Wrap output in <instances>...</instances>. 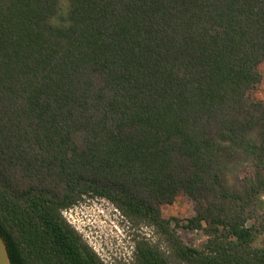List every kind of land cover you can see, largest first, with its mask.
Segmentation results:
<instances>
[{"label":"trees","instance_id":"trees-1","mask_svg":"<svg viewBox=\"0 0 264 264\" xmlns=\"http://www.w3.org/2000/svg\"><path fill=\"white\" fill-rule=\"evenodd\" d=\"M262 64L264 0H0L12 264H109L63 214L100 199L156 239L111 264H264Z\"/></svg>","mask_w":264,"mask_h":264},{"label":"rangeland","instance_id":"rangeland-1","mask_svg":"<svg viewBox=\"0 0 264 264\" xmlns=\"http://www.w3.org/2000/svg\"><path fill=\"white\" fill-rule=\"evenodd\" d=\"M263 81L254 93L257 100L264 101V64L260 66ZM162 217L175 218L185 222L195 215L193 203L185 196H179L172 205L162 206ZM66 219L83 236L87 244L106 263L131 260L138 236L156 240L147 227H135L114 206L106 200H88L66 214ZM183 241L201 249L207 241L202 231L179 229ZM255 247H264V234Z\"/></svg>","mask_w":264,"mask_h":264},{"label":"water","instance_id":"water-1","mask_svg":"<svg viewBox=\"0 0 264 264\" xmlns=\"http://www.w3.org/2000/svg\"><path fill=\"white\" fill-rule=\"evenodd\" d=\"M0 264H12L7 246L0 234Z\"/></svg>","mask_w":264,"mask_h":264},{"label":"built area","instance_id":"built-area-1","mask_svg":"<svg viewBox=\"0 0 264 264\" xmlns=\"http://www.w3.org/2000/svg\"><path fill=\"white\" fill-rule=\"evenodd\" d=\"M68 212H70V210L69 211H65L63 214H64V217H66V214L68 213Z\"/></svg>","mask_w":264,"mask_h":264}]
</instances>
